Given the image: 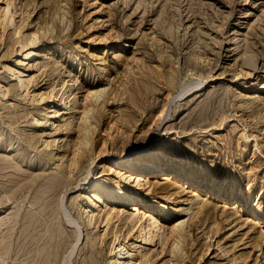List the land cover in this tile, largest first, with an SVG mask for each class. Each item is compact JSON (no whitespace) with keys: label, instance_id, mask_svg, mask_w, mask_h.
I'll return each mask as SVG.
<instances>
[{"label":"rangeland","instance_id":"rangeland-1","mask_svg":"<svg viewBox=\"0 0 264 264\" xmlns=\"http://www.w3.org/2000/svg\"><path fill=\"white\" fill-rule=\"evenodd\" d=\"M11 2L0 264H264V0Z\"/></svg>","mask_w":264,"mask_h":264},{"label":"bare ground","instance_id":"bare-ground-1","mask_svg":"<svg viewBox=\"0 0 264 264\" xmlns=\"http://www.w3.org/2000/svg\"><path fill=\"white\" fill-rule=\"evenodd\" d=\"M5 3H6V5L3 7V9H2V11H3V15H0V16H2L1 18H2V22H3V24L5 25V27H6V23L7 22H9V21H11V19L13 18V15H12V13L11 12H13L12 10H10V6H11V0H6L5 1ZM14 4V3H13ZM15 6V5H14ZM1 18H0V21H1ZM16 19V18H15ZM21 19V18H20ZM5 20H7V21H5ZM4 22H6V23H4ZM12 22V21H11ZM1 23V22H0ZM2 24V26H4ZM11 24V23H10ZM8 25H9V23H8ZM17 25V23L15 24V27H16V34L18 33V31H20V28H19V25L18 26H16ZM8 28V27H7ZM20 33V32H19ZM0 38H2V37H0ZM14 46V45H13ZM26 46V44H23L22 43V45H21V47H20V51H21V49H23L24 47ZM13 48V47H12ZM26 48V47H25ZM24 48V49H25ZM22 52H24V51H22ZM21 52V53H22ZM20 53V54H21ZM25 56V58L24 59H22L21 60V62H20V68H21V70H20V72H17V74L15 73V69L14 68H12V65H6L7 67H6V70H5V72H9V71H12V76H15V79H16V81H17V85H19V84H22L21 86H24V87H26L27 85H25L26 84V82H29L30 81V79H28L27 77L29 76V74H28V71L31 69V67H32V63L29 61L30 60V58H32V52L30 51V50H28V52L26 51V54L24 55ZM26 78V79H25ZM25 83V84H24ZM24 84V85H23ZM62 95V94H61ZM61 97V96H60ZM63 97V96H62ZM75 97H77L76 95L74 96V99H75ZM66 98V97H65ZM60 100V99H59ZM61 102V101H60ZM55 113V112H54ZM78 156V155H77ZM80 157V155L77 157V158H79ZM145 161H144V163H146V164H149V165H152V161L150 162V160H148V159H144ZM156 169H164V167H162V166H156L155 167ZM165 170V169H164ZM177 176L178 177H180V178H182V177H184V178H186V176H185V174H182V173H178L177 174ZM187 179V178H186ZM217 194H223L222 193V191H220V190H218L217 192H216ZM227 199L228 200H234V201H236V198H234V197H231V196H228L227 197ZM102 199L99 197V194L97 193V192H95V193H92L89 197H88V202L89 203H94V205H96V202H98V201H101ZM235 203V202H234ZM235 204H237V203H235ZM86 208V207H85ZM94 210V209H93ZM93 210H90L89 212L90 213H92L93 212ZM96 210V209H95ZM94 210V211H95ZM93 214V213H92ZM92 214L89 216V218L91 219V218H93L92 217ZM140 214V213H139ZM114 216V215H113ZM96 217V216H95ZM100 217V216H99ZM113 217L112 216H108L107 218H106V220L108 221V223L110 222V220L112 219ZM141 218V217H140ZM256 218H257V215L255 214V213H253L251 216H250V220H256ZM138 220H139V218H137ZM150 220H153V217H150L149 218ZM262 219V223L264 222V217H262L261 218ZM150 222V221H149ZM152 223H157V222H155V221H151V224ZM107 224V223H106ZM134 224V223H133ZM132 224V225H133ZM143 224V223H142ZM142 224H141V226H142ZM94 225H95V223H94ZM135 226V225H134ZM152 226V225H151ZM155 226H156V224H155ZM133 227V226H132ZM148 227V226H147ZM145 229H146V226H145ZM156 229V228H155ZM107 230V229H106ZM143 231H145V230H143ZM149 232V231H148ZM147 232V233H148ZM157 232V231H156ZM146 237H148L149 238V234H148V236H146ZM145 237V238H146ZM147 239V238H146ZM145 239V240H146ZM124 246H119V248H118V255L116 256V257H114L113 258V263L114 264H124V262H122V260L124 259V254L125 253H127V252H124Z\"/></svg>","mask_w":264,"mask_h":264}]
</instances>
